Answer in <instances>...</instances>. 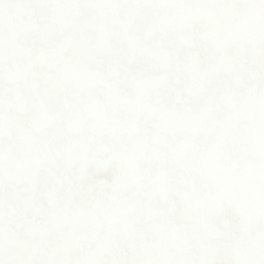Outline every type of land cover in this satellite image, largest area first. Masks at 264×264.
<instances>
[{
	"label": "snow or ice",
	"instance_id": "6c2138e0",
	"mask_svg": "<svg viewBox=\"0 0 264 264\" xmlns=\"http://www.w3.org/2000/svg\"><path fill=\"white\" fill-rule=\"evenodd\" d=\"M0 264H264V0H0Z\"/></svg>",
	"mask_w": 264,
	"mask_h": 264
}]
</instances>
